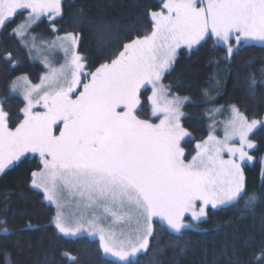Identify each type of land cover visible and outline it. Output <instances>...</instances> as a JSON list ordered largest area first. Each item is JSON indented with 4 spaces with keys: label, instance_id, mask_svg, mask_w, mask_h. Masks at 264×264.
<instances>
[{
    "label": "snow or ice",
    "instance_id": "obj_1",
    "mask_svg": "<svg viewBox=\"0 0 264 264\" xmlns=\"http://www.w3.org/2000/svg\"><path fill=\"white\" fill-rule=\"evenodd\" d=\"M157 7L148 12L151 31L124 43L94 71H86L77 34L44 41L45 47L64 53V63L55 67L45 57L47 71L38 84L25 76L12 82L11 91L21 88L25 102L15 130L0 105V173L26 154L38 156L31 187L55 206L56 229L65 237H98L104 257L112 258L105 264H140L139 256L158 238L156 219L162 231L179 239L195 226L188 217L198 222L209 209L224 210L241 201V210L251 211L262 199L248 191L244 168L253 161L249 150L256 148L251 134L264 129V118L250 120L236 104L212 108L206 138L186 153L182 142L191 133L182 126L181 109L189 98L170 95L161 80L178 49L186 47L191 55L206 38L225 46L228 61L251 42L264 44V0H160ZM62 8V0H0V31L26 13L7 35L27 47L28 31L41 17L52 33L59 31ZM36 39L30 37V56L40 50ZM2 59L12 67L18 63L11 52ZM248 79L246 90L254 94L257 80ZM146 85L151 86L147 100L155 120L139 117ZM38 107L43 111L34 110ZM222 111L229 117L221 136L215 113ZM69 204L75 206L70 214L65 211Z\"/></svg>",
    "mask_w": 264,
    "mask_h": 264
},
{
    "label": "trees",
    "instance_id": "obj_2",
    "mask_svg": "<svg viewBox=\"0 0 264 264\" xmlns=\"http://www.w3.org/2000/svg\"><path fill=\"white\" fill-rule=\"evenodd\" d=\"M159 3L160 0H62V18L58 17L56 22L59 31L52 33L49 22L43 18L31 33L45 40L69 32L77 34L78 51L87 61L86 71H94L114 58L124 43L151 31L148 12L158 10ZM23 18V14H18L0 31V103L10 114V129L22 121L23 104L9 93L12 81L26 75L31 83H37L44 71L40 64L30 61L15 36L7 35ZM9 52L18 61L15 67L2 59ZM192 53L180 50L173 67L162 79L171 93L189 98L181 119L182 126L191 133L190 139L182 143L186 153L192 152L195 143L208 134L204 113L209 104L214 107L236 104L250 120L264 117V72L261 71L264 46H244L228 61L225 48L209 38ZM250 76L257 80L254 94L246 90L251 83ZM148 94L149 90L141 91L143 110L138 111L141 119H152ZM251 139L256 144L252 151L256 161L245 166L244 171L248 191L262 198L255 209L242 211L243 201L224 210L209 209L206 219L199 222L188 219L195 226L179 239L162 231L161 223L156 221L158 238H152L148 252L139 256L140 264H264V258L258 259L264 248V174L258 162L264 155V129L258 127ZM38 168L36 157H25L0 176V264H105L110 261L104 257L97 241L87 237L69 239L58 234L51 223L53 207L31 187V172Z\"/></svg>",
    "mask_w": 264,
    "mask_h": 264
},
{
    "label": "rangeland",
    "instance_id": "obj_3",
    "mask_svg": "<svg viewBox=\"0 0 264 264\" xmlns=\"http://www.w3.org/2000/svg\"><path fill=\"white\" fill-rule=\"evenodd\" d=\"M23 16H24V18L22 19V21L25 19V16H26V13H24L23 14ZM43 18H45L46 20H47V18L46 17H41V19H43ZM58 18V17H57ZM22 21H20L19 23H21ZM48 21V20H47ZM39 22V21H38ZM37 22V23H38ZM49 22V21H48ZM18 23V24H19ZM36 25V24H35ZM35 25H33L30 29H29V31H28V36H27V38H28V40H29V43H28V46L26 47L23 43H21L20 41V43H21V45L24 47V49L27 51V53H28V55H29V50L31 49V40H30V37H32V36H35L34 34H32L31 33V29L35 26ZM60 36H63V35H60ZM36 37V36H35ZM52 39H54V37L53 38H51L50 40H45V39H39L38 37H37V39H36V45H37V48L38 49H40L39 51H37V50H35V49H33L32 50V52H31V56L29 55V58H30V61H32V62H34V63H38V64H40L42 67H43V69H44V71H43V73L41 74V76L47 71V69L44 67V64H43V60H44V58L45 57H47L48 58V60L55 66V67H59L62 63H64V53L59 49V48H55V49H49V48H47V47H45V44H44V41H51ZM206 39H209V38H206ZM213 41H214V44L215 45H218V46H221V47H223V48H225V46H223L222 44H217L216 43V41H215V39L214 38H211ZM204 41H202L201 43H203ZM232 44H233V47H237V45H236V42H235V40L233 39L232 40ZM250 45H255V46H264V44H261V43H259V42H251V44ZM180 50H185V51H189V49H187L186 47H181L180 49H178L177 50V52L179 53V51ZM226 50V49H225ZM170 71V70H169ZM168 71V72H169ZM166 74V73H165ZM22 76H25V77H27L28 78V76H26V75H20V76H18V77H22ZM40 76V77H41ZM18 77H16L13 81H15ZM163 79V78H162ZM28 80H29V78H28ZM12 81V82H13ZM30 81V80H29ZM40 82V78L38 79V82L37 83H31V81H30V83L31 84H33V85H35V84H38ZM161 83H162V80H161ZM163 84V83H162ZM11 85H12V83H11ZM11 85H10V90H9V93H10V95H12V96H15V97H18L19 99H21V101H22V108L25 106V102H24V100H23V94H22V90H21V88H17V91L16 92H12L11 91ZM164 85V84H163ZM165 86V85H164ZM166 87V86H165ZM168 88V87H167ZM143 90H149V94H148V96H150L151 95V86L150 85H146L144 88H142L141 89V91H143ZM170 95H175V94H173V93H169ZM176 96H178V95H176ZM211 99H208V101H210ZM188 101V100H187ZM187 101L184 103V105H186V103H187ZM0 105H1V103H0ZM184 105H183V107H184ZM3 107V106H2ZM183 107H182V111H183ZM221 107H223V108H228V106H226V107H224V106H217V107H214L213 105H208L207 106V108H206V111H205V113H204V116H205V118H206V120H207V125H208V132L210 131V128H209V125L212 123V120H211V118H210V116H209V110L210 109H212V108H221ZM21 108V109H22ZM21 109H20V115H21V117H22V119H23V113H22V111H21ZM34 110H39V111H43V109L42 108H37V109H34ZM138 111H139V109H138ZM149 111H150V105H149ZM150 117L152 118V120H155V118L154 117H152L151 116V112H150ZM228 117H229V112L228 111H222V112H217V113H215V120L217 121V123H216V125H215V127H216V130H217V132H219V134L222 136V128H223V122L225 121V120H227L228 119ZM183 118V117H182ZM181 118V119H182ZM264 118V117H263ZM156 122H158V121H156ZM12 130H15V128L14 129H12ZM255 131V130H254ZM206 138V137H205ZM187 139H190V137H186L185 138V141L187 140ZM184 142V141H183ZM182 142V143H183ZM252 151H253V149H251V150H249V152H250V154L252 155ZM253 156V155H252ZM25 157H29V158H31V157H36L37 159H38V161H39V157L38 156H33L32 154H26V156ZM25 157H22L21 158V160L23 159V158H25ZM225 158H227V154H225ZM255 161H256V159L254 158V156H253V161L251 162V163H248V162H246L245 163V166H251V165H253L254 163H255ZM262 161H264V155L261 157V158H259V160H258V162H259V164H260V166H261V169H262V167H264V165H262ZM19 161H17L15 164H17ZM14 165H10L8 168H6L5 169V171H7L8 169H10V168H12ZM4 171V172H5ZM3 172V173H4ZM3 173H0V176L3 174ZM34 189V188H33ZM34 190H36V191H38L39 193H41V195H42V199H43V193L42 192H40L38 189H34ZM43 201L46 203V204H48V205H50V206H52L53 207V209H54V216H55V214H56V208H55V206L54 205H51L49 202H47V201H45L44 199H43ZM243 207H244V204H243ZM75 210V206H74V204H69L68 205V207H66V209H65V211L67 212V213H71L72 211H74ZM54 218V217H53ZM188 219L191 221V218L190 217H188ZM156 221L157 222H160L158 219H156ZM192 222V221H191ZM199 222V221H198ZM52 225L55 227V224H54V222H53V219H52ZM161 223V222H160ZM56 228V227H55ZM57 230V229H56ZM57 232H58V230H57ZM58 234L59 235H61V236H63L61 233H59L58 232ZM63 237H65V236H63ZM77 237H87V238H89V239H91V240H95V241H97L98 242V245H99V238L98 237H90V236H88L87 235V233H82L81 235H78ZM77 237H71V236H69V237H65V238H69V239H74V238H77ZM106 258H108V259H112L111 257H106Z\"/></svg>",
    "mask_w": 264,
    "mask_h": 264
}]
</instances>
